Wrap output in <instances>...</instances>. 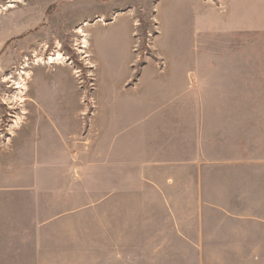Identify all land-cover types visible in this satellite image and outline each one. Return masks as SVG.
Returning <instances> with one entry per match:
<instances>
[{"label": "crops", "instance_id": "crops-1", "mask_svg": "<svg viewBox=\"0 0 264 264\" xmlns=\"http://www.w3.org/2000/svg\"><path fill=\"white\" fill-rule=\"evenodd\" d=\"M192 3L191 44L160 49L184 87L102 120V167L119 170L105 225L49 227L63 215H28L24 187L22 214L0 217V264H264V117L219 119L264 113V0ZM249 79L252 92L232 87Z\"/></svg>", "mask_w": 264, "mask_h": 264}, {"label": "rangeland", "instance_id": "rangeland-1", "mask_svg": "<svg viewBox=\"0 0 264 264\" xmlns=\"http://www.w3.org/2000/svg\"><path fill=\"white\" fill-rule=\"evenodd\" d=\"M194 6L192 0H0L1 218L22 214L26 187L28 215L41 210L49 221L63 215L49 227L105 225L104 192L118 187L119 170L102 167V120L129 111L130 99L144 90L171 94L184 87L166 82L179 75L160 49L172 59L185 52ZM255 83L232 87L252 92ZM6 227L0 222V231Z\"/></svg>", "mask_w": 264, "mask_h": 264}, {"label": "bare ground", "instance_id": "bare-ground-1", "mask_svg": "<svg viewBox=\"0 0 264 264\" xmlns=\"http://www.w3.org/2000/svg\"><path fill=\"white\" fill-rule=\"evenodd\" d=\"M77 32H79L80 34H83V30H82L81 28L77 29ZM83 47H84L85 49H87V47H88V44H87V41H86V40L84 41V45H83ZM59 57H60V54H59L58 57H54V55H53V57L51 58V63H54V60H55V59H59ZM48 63H49V62H48ZM19 87H25V86H24L23 83H22L21 85H19Z\"/></svg>", "mask_w": 264, "mask_h": 264}]
</instances>
